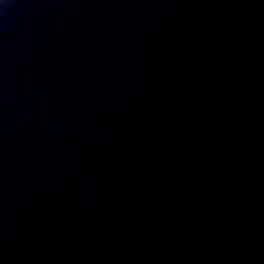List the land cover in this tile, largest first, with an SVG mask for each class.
Instances as JSON below:
<instances>
[{
    "label": "water",
    "instance_id": "95a60500",
    "mask_svg": "<svg viewBox=\"0 0 264 264\" xmlns=\"http://www.w3.org/2000/svg\"><path fill=\"white\" fill-rule=\"evenodd\" d=\"M0 264H264V0H0Z\"/></svg>",
    "mask_w": 264,
    "mask_h": 264
}]
</instances>
